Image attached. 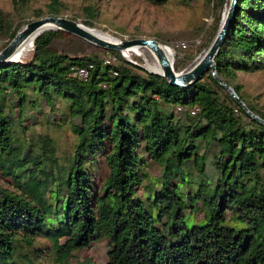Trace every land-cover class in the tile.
Listing matches in <instances>:
<instances>
[{
	"label": "trees",
	"instance_id": "trees-1",
	"mask_svg": "<svg viewBox=\"0 0 264 264\" xmlns=\"http://www.w3.org/2000/svg\"><path fill=\"white\" fill-rule=\"evenodd\" d=\"M47 1L59 17V0ZM18 28L0 11L3 49ZM61 36L42 33L31 60L0 64V176L9 180L0 185V264H69L100 240L104 264H264V125L209 72L181 89L119 53L103 52L116 67L61 54L52 47ZM214 62L264 121L231 85L236 73L264 69V0H238ZM86 64L84 82L72 69ZM177 107L199 109L197 121L182 125ZM45 109L56 129L72 127L63 157L51 138L33 136Z\"/></svg>",
	"mask_w": 264,
	"mask_h": 264
},
{
	"label": "rangeland",
	"instance_id": "rangeland-1",
	"mask_svg": "<svg viewBox=\"0 0 264 264\" xmlns=\"http://www.w3.org/2000/svg\"><path fill=\"white\" fill-rule=\"evenodd\" d=\"M218 1L192 0L186 6L178 0H170L166 5L156 6L147 0H59V17L75 21L88 30L114 40H154L172 51L173 65L180 67L175 71L180 73L191 69L216 37L230 4V0H223L221 5H218ZM48 3L47 0H15L13 4L12 0H0V11L13 23V27L19 26V31L32 21L48 17ZM62 33L63 36L56 38L52 44L57 52L76 57L93 54L103 59L108 56H105L104 50L76 36ZM6 42L7 39H0V51ZM182 44L186 46L185 49ZM138 52L140 56L132 55L131 60L126 61L150 72V68L157 65L155 58L146 49ZM33 53L34 46L22 62L31 60ZM231 85L238 87L244 99L253 107L264 110V69L253 73H236ZM176 116L184 126L197 121V118H190L186 114ZM37 117V114L30 113L29 122L37 123L39 120L34 128V138H51L56 143L57 156L68 154L74 138L72 127L64 124L62 129H56L51 125L53 117L47 109L40 113V119L37 120ZM210 161L211 157H208L205 167L209 177H212L214 172ZM149 173L151 177H158V168H150ZM8 181L0 176L2 187L6 188ZM174 182L177 183L178 178ZM203 216L204 212L196 213L190 218L189 225L196 220L201 221ZM106 252L105 241L100 240L88 249L74 252L69 264H104Z\"/></svg>",
	"mask_w": 264,
	"mask_h": 264
},
{
	"label": "water",
	"instance_id": "water-1",
	"mask_svg": "<svg viewBox=\"0 0 264 264\" xmlns=\"http://www.w3.org/2000/svg\"><path fill=\"white\" fill-rule=\"evenodd\" d=\"M238 0H230L229 8L227 10L226 17L221 24V27L214 38L213 42L209 46L205 55L197 62L191 69L186 72L177 73L174 69V65L170 62L169 58L164 52L162 44L148 39H131V40H115L108 41L102 39L95 34L89 32L86 28L76 23L75 21L63 18L48 16L42 19L32 21L22 27L12 39V41L0 51V64L16 63L13 61V56L23 45V43L32 36L36 31L45 27L51 26L49 30H56L65 32L67 34L76 36L91 45L96 46L107 52H115L123 54V52L136 48L137 50L146 49L155 58L158 66L161 69L162 74L149 72L151 74L162 77L170 86L179 87L181 89L188 88L193 84L199 82L202 77L208 72L215 79V81L240 105L242 110L253 120L264 125V121L257 115L252 113L244 103L236 96L233 89L227 85L216 73V64L214 62L220 47L222 46L225 37L230 29V25L235 15ZM48 30V31H49ZM132 63V62H131Z\"/></svg>",
	"mask_w": 264,
	"mask_h": 264
},
{
	"label": "bare ground",
	"instance_id": "bare-ground-1",
	"mask_svg": "<svg viewBox=\"0 0 264 264\" xmlns=\"http://www.w3.org/2000/svg\"><path fill=\"white\" fill-rule=\"evenodd\" d=\"M226 15L224 14L223 17H222V21H224ZM223 23V22H222ZM52 27L51 26H45L41 29H39L38 31H36L32 36H30L24 43L23 45L19 48V50L16 52V54L13 56V61H16V62H20L22 61L25 56L31 51L32 47H33V43L35 41V39L41 35L42 33H45L47 32L49 29H51ZM88 30V29H87ZM89 32L95 34L96 36L102 38V39H105V40H108V41H115L114 39L112 38H109L105 35H102L100 33H97V32H94L92 30H88ZM164 52L165 54L167 55V57L169 58L170 62L173 63V54H172V51L170 49H168L167 47H164ZM206 53V52H205ZM205 53L201 56V58L205 55ZM132 55H136V56H140L138 50L136 48H132V49H129L125 52H123V56L127 59V60H131V56ZM200 58V59H201ZM199 59V60H200ZM196 61L197 62H199ZM195 63V64H196ZM150 72H153V73H158V74H162L161 72V69L160 67L158 66V64L152 68H150Z\"/></svg>",
	"mask_w": 264,
	"mask_h": 264
},
{
	"label": "built area",
	"instance_id": "built-area-1",
	"mask_svg": "<svg viewBox=\"0 0 264 264\" xmlns=\"http://www.w3.org/2000/svg\"><path fill=\"white\" fill-rule=\"evenodd\" d=\"M183 49L186 48L184 44L181 45ZM120 54V53H119ZM123 59L126 60V58L123 56V54H120ZM103 62L105 65L113 66L116 67L119 64V59L116 56H106L103 57ZM93 70V64H86L81 67H75L72 69L73 76L77 78L80 81H86L89 76V72ZM112 77L115 78L118 76L117 71L113 70L111 73ZM103 87L105 88L106 85L104 84ZM176 113L178 115L186 114L190 118H196L199 114V109L197 108H182V107H177L176 108Z\"/></svg>",
	"mask_w": 264,
	"mask_h": 264
}]
</instances>
